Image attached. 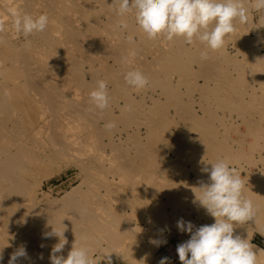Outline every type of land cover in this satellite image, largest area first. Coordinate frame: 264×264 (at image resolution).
Returning a JSON list of instances; mask_svg holds the SVG:
<instances>
[{
    "label": "bare ground",
    "instance_id": "obj_1",
    "mask_svg": "<svg viewBox=\"0 0 264 264\" xmlns=\"http://www.w3.org/2000/svg\"><path fill=\"white\" fill-rule=\"evenodd\" d=\"M97 2L99 3L101 8L99 7L100 10H98L96 12V9H94L92 7V5L87 0H0V23H2V24L3 23L5 24V21L8 20V18H10L12 16V11H16L17 9H19V12L21 14H29V15H32L34 17L38 16L39 14H42L43 11H45V13L49 17V24H48L46 30L42 33H40V32L33 33L36 41L39 43L38 50L33 49V50L28 51L26 49L14 48V47L10 46L5 41V39L2 35V32H0V77L2 79V83L0 85L1 86V96H0V227L2 226V224L5 221H7L10 223V229H11L10 233L4 232V229H3V232H0V247H4L7 251L6 254L3 253L4 260H3L2 264H8V260L10 258L11 253H13L21 245H26L28 256L30 258L27 260L22 259L20 262L21 264H50L49 257H50L51 249L58 242V238H56V237H52L51 239H45L44 238V233L52 231V228L47 229V228H44L42 226L43 220H44L43 218H46L47 214H46V216L41 215L37 209L33 208V206H31L29 204V202H30L29 198L30 197L28 195V191L26 189L24 179L21 177V174H20L21 170L28 169L29 164H35L36 165L38 163V159L32 150V146L36 145V140L41 139L42 135H44L47 138L48 142H50V145L52 146L54 151H56V153L59 155H65V154L69 155L70 154L71 156L75 157L77 154L80 153L79 152L80 148H83V146H84L86 148V150H88L89 152L96 153L101 158L108 157L112 162H115L116 165L118 163L119 167L117 165L116 170L119 173L124 174L125 176L127 174L136 175V174H138L137 173L138 171L136 172V169H137V166H139V165H137L136 162L135 163H133V162L139 161L140 165L142 164L140 167L143 166V163L144 164H150V162H151V164H152V161L154 159H156V158H154L156 155H154L151 152L150 145L147 146V143L150 142V140H153V139L155 140V139L159 138L158 134L162 133V132L158 133V131H159L158 129H160L159 127H161L160 131L162 130L163 132H165L164 129L166 128V126L168 128L169 127L168 125L171 123L169 120L170 119L173 120L172 117L178 115L180 117L181 123L183 124V125L181 124L183 127L179 128L176 131V129H174L176 122H174L175 124H174V126H172V127H174L173 128L174 130L173 129L172 130L176 131V132L173 134H167V135H169V138H168V140L165 141V143L167 141L171 140V142L168 144H170V149L172 151H175V156H177L179 158V160L180 159L186 160L185 164L187 163V161L189 163H192L191 165L194 166V170H195V173H194L195 177L192 180H188V179L179 177L180 175H182L183 170H180L179 169L180 167L178 168V170L180 171V172H178L179 173L178 177L180 178V180L177 183L175 182L177 184L176 186H178V187L176 188V190L174 189L175 191L174 190L172 192L168 191L169 194H167V197H168V195L170 197H172L173 202H176L174 204H178L179 206L181 204H184L185 202L186 203L188 202L190 204V202H191L190 198L191 197L189 198L190 195H188V190L191 191L192 189L190 188V186H193V184L198 182L196 179L200 175V173H202L201 168L205 166L206 162L207 163H215V162L219 161L220 155L222 153H224V155H227V156L230 155V154L228 155L225 153H230L231 147L229 145H226L227 142H225V144H222V142L221 143L218 142V139H217V136L215 133L218 131H215L212 128V124H213L212 122H213V120L216 121V118L212 117L213 116L212 114H210L211 118H209V117L203 118V116H206V114L209 111L207 109H205V107L202 105H198V107H199L198 110H197V108L194 109V107H193L194 102L192 103L193 99L191 100V98H190L192 94L189 95L191 92L190 90L192 88L190 85L191 81L189 80L190 78L188 80H184V79L186 78L185 77L186 75L190 74V72L193 71L192 70L193 68L192 69L188 68V63L191 64L192 60L198 61L199 57L196 58V57L191 56L192 60H189V62L186 61L189 55L188 56L185 55V51H183V50L188 51L186 49V46L184 45L185 48H183L184 46L181 47L180 40L183 38L182 37H176L172 41H170L169 44L172 43L173 47H171L172 45H168L171 47L168 51L166 49H164V51H163L161 49L162 47H160V49H157L156 47L158 46V44L156 45L153 43V45H156L155 46L156 50L149 51L147 48H146L147 50L142 49V50H144V52L147 51L146 53L143 54L140 50L142 47V42L145 41L144 38L146 35L143 32H141L139 27L135 29V27L137 25L136 22L133 23V24H136L135 27H133V25H132L133 19H125V18L119 16L117 13L109 11L110 8L106 7V5H105L106 10L104 11L102 9V7H104L103 3L104 2H110L111 3L110 0H99ZM130 3H131V0H130ZM101 11L106 12V13H104V15L107 17V20H108L107 24L102 23V21H100L99 15H100ZM127 18H129V17H127ZM113 22L115 24L116 23H122V22L126 23L127 28L124 30L127 31V34L123 35L120 30H117L116 27L110 28V26L114 25ZM7 28H9V25ZM112 28H115V29H112ZM119 28H121V27H119ZM5 30L7 32L8 29H5ZM9 31H11V29H9ZM103 35L106 36L105 38H108L110 43L111 42L113 43V44H111L112 48H110L111 47V45H109L110 43L107 44V45H109V47H108L109 50L107 52H106V50L104 51L105 48L107 49V47H105L106 44L100 43L101 40L103 39L102 38ZM135 36H136L137 40L133 39V37H135ZM129 37H132V39L129 40ZM230 37H232V36H230ZM162 39H160V40H162ZM106 40L107 39H104V41H106ZM160 40L158 42H160ZM162 42H163V40H162ZM196 42H198V41H196ZM239 43H241V42H239ZM102 44H105L104 49L102 48ZM179 45H180V47H179ZM159 46H158V48H159ZM188 46H189V44H188ZM202 46H204V45H202ZM99 48H100V52L101 51L104 52L106 57L104 56V53H103L101 59H100V57H98V56H100L97 53V50H99ZM165 48H166V45H165ZM179 50L180 51L182 50V52H180ZM192 50L193 49H191V51L190 50L189 51L191 53H193ZM203 50H205V49H203ZM178 51L180 53H178ZM133 53H137L136 59H134V60H133ZM187 53L189 54V52H187ZM191 53H190V55H191ZM214 53H215V51H214ZM145 54H148L150 56V57H148L150 60L146 57ZM222 55H224V54H222ZM222 55H221V59L219 58V56H217V57L220 60H222ZM224 57L225 56H223V58ZM218 58H216V60H218ZM246 59H247V57H246ZM109 60L112 61V62L110 61L111 63H113V64L115 63V65H118L119 69H117L116 73H114V74L108 73L107 75L105 74L103 76H99L98 73H101V72H99V70L100 69H107V67H108L107 64H108ZM224 60H225V58H224ZM146 63L149 66H147V65L145 66ZM205 63H207V62H205ZM210 64H212V63H210ZM95 65H97L98 67L96 68ZM199 65H200V63H199ZM205 65L206 64H204L202 66V71H203L202 74L203 75L205 74V76H207V77L211 76V78L209 79V80H211L213 77V74H211L210 71L208 70L209 68L211 69V67L209 65H208L209 67H206ZM214 67H216V66H213V68ZM219 67H221V65ZM133 69H139L146 76L149 77V81H150L149 87L152 88V90H151L152 93L148 97H146L149 99L148 103L146 101H144L143 99L141 100L139 98H138L139 100H135L137 97L135 99H133L131 94L128 93L127 88L124 85L123 79H124L125 74L129 70H133ZM233 69H234V67H233ZM114 71H115V69H114ZM195 71H193V72H195ZM207 72H208V75H210V76L207 75ZM102 74H104V73H101V75ZM175 74L177 75L178 78H181L183 80L180 79V80H176L174 82L172 80V78ZM192 75H195V73ZM198 75H199V73H198ZM198 75L194 76V77H197V78L200 77ZM200 75H201V71H200ZM238 75H240V73ZM205 76H203V79H202L204 81H202V80L201 81L203 83L205 82V85H207L206 84L207 81H205L206 80ZM194 77H193V79H194ZM220 78H221V76H220ZM226 78H227V76H226ZM100 80L106 81V83L111 85V87H112V89H111L109 86V88L112 91L108 90V94L111 98L110 99V106L108 109L104 110L103 112H101L99 109H97L95 107V105L90 102V95H89L90 92L93 91L97 87V82ZM212 80H211V82H212ZM214 80H215V78H214ZM220 81H221V79H220ZM220 81L217 80V83H219ZM238 81H237V84L240 83ZM222 82L224 83L225 80H223ZM222 82H221V84H222ZM227 82H228V84H230L228 80H227ZM230 82L232 83L233 80L232 81L230 80ZM194 83H196V82H194ZM196 84H198V83H196ZM228 84H226V85H228ZM182 86H183V88H185L184 92L181 91ZM196 86H198V85H196ZM218 86H220V85L218 84ZM229 86H231V85H229ZM216 87H215V89H216ZM203 88H204V91H202L203 92L202 94L204 96H201V98H200V99H202V101L200 100L201 103L203 102V100L206 102L208 101V100H205V97L208 94L207 86H205ZM211 88H212V86H211ZM213 88H214V86H213ZM223 88L225 89V86ZM229 88L230 87H227L226 89H229ZM220 89H222V88H220ZM233 90H234V88H233ZM80 91L84 94V96H87V98H85V97L82 98L80 96L81 95ZM230 91H229V93H232V91L231 92ZM238 91H240V90H238ZM238 91L235 90V93L234 92L233 93L238 95L239 94ZM197 95L195 96V98L197 97ZM222 95H221V98H222ZM226 96H228V95H226ZM238 96L235 98V99H237L236 102L239 100ZM234 97H235V95H234ZM234 97H233V99H234ZM118 98L119 99L122 98V100H123L122 104H118V102L115 101V100H118ZM214 99H210L211 105H212V101ZM216 99H215V101H213V102H215V104L217 101ZM219 99H220V97L218 98V100ZM221 103L220 104L217 103V104L221 105ZM258 104H259V102H258ZM203 105H205V104H203ZM223 105L224 104L222 103V105L220 107L222 108ZM231 105L232 104L230 103V106ZM247 105H249V104H247ZM247 105H246V107H247ZM226 106H227V104H226ZM226 106H223V109ZM113 108H115V109L117 108L116 110H118V111H116L117 112L116 115L113 113V111L115 109L112 111ZM169 108L170 109L172 108V110H174L172 112L173 115L172 114L170 115V116H172L170 119H168V109ZM210 108H211V106H210ZM225 109H227V108H225ZM214 110H215V108H214ZM197 111H198V113H200V115L197 113ZM210 111H211V109H210ZM229 112H231V111H229ZM261 114H263V113H261ZM13 115H14V118L17 116L16 120H13ZM179 117H177V118H179ZM259 117H261V116H259ZM18 119H21L22 122L18 121ZM221 120L222 119H220L219 125H221ZM110 122H114L115 125H117V123H121L123 125L122 126L123 129L128 128L129 126H133L134 130L131 133H129V132L125 133L122 131V133H120V134L118 133L119 135H117L118 139H119V137H120V139L122 138L121 136L123 133L125 134V137L127 136L129 138L128 142H129V145H131V149H132L131 152L132 153L129 152L130 150L129 151L127 150L128 148L127 149H126V147L122 148L120 146L121 145L120 143H118L120 145L114 143L113 138H115V137L112 134L113 133L112 130H114V128L111 130H108L105 127V125L110 123ZM252 125L254 126V124H252ZM177 126H178V124H177ZM140 127H143L146 131L145 135H147V137H148V139H147L148 141L146 140L147 141L146 144H144L138 138L139 136H141V135H139V128ZM170 127H171V125H170ZM166 130L168 131L170 129H166ZM189 130L193 131V133H194L193 137L189 136L190 137L189 138L186 136L187 131L190 132ZM141 131H144V130H141ZM12 132H15L14 135ZM119 132H121V131H119ZM166 133H163V134L166 135ZM252 134H253V132H252ZM143 135H142V139H143V137L146 138V136L145 135L143 136ZM117 136H116V138H117ZM163 137L165 138V136H163ZM103 139H105L106 142H104ZM123 141H125V139ZM160 141H161V139H160ZM120 142H122V141H120ZM165 143L163 142V144H165ZM164 146H165V148L169 147V145H167V146L164 145ZM107 147L110 148L109 153L105 152V149ZM166 149H168V148H166ZM157 152H158V150H157ZM159 153H161V151ZM153 155H154V157H152ZM239 156H241V155L239 154ZM151 157H152V159H150ZM177 157H176V159H178ZM235 157L238 158V156H235ZM206 158H207V160H206ZM146 160H149L150 162L146 163ZM158 160H160V159H158ZM182 160H180V161H182ZM142 161H145V162H142ZM157 161H155V163ZM159 163L160 162L158 161V164ZM164 163H162V164L160 163L161 165H158V164L157 165L158 166H162V165L164 166L165 165ZM176 163H177V161L174 164H176ZM133 164H136L137 166L133 165ZM151 164L148 165L149 166L148 169L150 168L152 170L154 168L153 167L151 168V166L154 163L152 165ZM168 164L170 166V163H168ZM64 165H66V164H64ZM157 165L156 166L153 165V166H155V168L156 167L159 168ZM181 165H182V163H181ZM105 166H107V165H105ZM109 166H108V168H110ZM169 166H167V167H169ZM207 166L211 167L210 164H208ZM263 166H264V164H263ZM188 167H189V165H188ZM89 168H91V166ZM171 168H169V170H171ZM151 170H150V172H151ZM154 170H160V168L154 169ZM161 170H163V169H161ZM169 170H167V171H169ZM167 171H164V173ZM187 171L189 172V170H187ZM135 172H136V174H135ZM148 172H149V170H148ZM155 172L153 171L152 173H155ZM159 173H161V172H159ZM168 173H167V175H168ZM174 173H176V171ZM116 174L117 173H114V175H112V176H115ZM144 174H145V172H144ZM203 174L207 175L206 173H202V175H200V177L203 176ZM117 175L115 177H117ZM249 175L250 176L247 175L249 177L248 180L253 184V188L250 189V192H248L247 196L253 202V204L256 208V214H255V217L253 218V220H251L249 223L251 226L250 228H248L246 230L239 229L241 227L234 229V234H239L244 239L249 238L250 233H252L253 230L255 232H258V234H260L264 237V178H263L264 176L263 177H256V176H253L252 173H250ZM98 176H99V174L97 175V177ZM154 176H155V174H154ZM163 176H164V174H163ZM163 176H160V174L158 175V177H161V179L165 178ZM169 176H170V174H169ZM169 176H167V177H169ZM185 176H187V174ZM95 177L96 176H91V175H90V177L88 176L89 179H88L87 184H86L87 190L85 192H90L91 194H89V193L84 194L85 192L83 191L84 193H82V194L80 193L82 195V197L77 198V199L68 198L65 201V208H66L65 210L68 212L70 211L69 213L73 214L78 219V221L77 220L76 221L68 220V221H65V223L57 224V226L54 227V228H57L60 230H64L66 228L64 235H65L66 239L68 240V243L65 245V248L62 252V255L65 258L67 257L68 253L71 251L74 243L77 246L82 245V244H87L90 236H92V235L94 237L96 236V239L94 240L95 243L103 242L104 244H107V245L109 243L114 244V242L115 243L117 242V245H119L118 241L120 239H123L126 237L125 236L126 234L124 233V227H125V222H124L125 220L123 219L124 212H122V213L121 212L118 213L117 211L111 212L110 206H109L110 204L108 201V199H110V198L103 199L108 194V192H110L109 191L110 188L108 187L109 184H107V182L109 183L111 181L110 183H113L114 181L113 182H112V180L107 181V182H106V180L96 181ZM99 177H101V175ZM121 178H122V176H121ZM142 178H144V176ZM142 178H140V179H142ZM155 178L156 177H154V179ZM176 178L177 177L175 175V178L172 179V181L175 180ZM204 178H206V176H204ZM114 180L116 181L117 179L114 178ZM146 180L147 179H144V181H146ZM155 180L157 181V178ZM166 180L168 181V179H166ZM166 180H164V181H166ZM84 181L86 182V179H84ZM170 182H171V179H170ZM170 182H168V183H170ZM81 183L83 184V182H81ZM145 183H147V182H145ZM116 185H118V183ZM154 185L156 187L150 188L147 186V188H150V191H148L149 195H153V194L155 195L160 191V189L159 190L157 189L160 186V184H157V185H159V186H157L156 182H155ZM195 185H197L196 188H198L200 184L199 185L195 184ZM150 186H151V184H150ZM164 187H166V186H164ZM197 190L199 192V189H197ZM95 191H98V194L95 193L92 196V193ZM116 193H118V192H116ZM161 193H162V191H161ZM161 193H160V196H161ZM163 195H165V194H163ZM193 196H194V194H193ZM64 197L66 198V196H64ZM164 197H166V196H164ZM156 199H154V200L156 201ZM167 199H170V198L168 197ZM63 200H64V198H63ZM124 200H126V199H124ZM120 204H122V203L120 202ZM163 205H164V203H163ZM168 206H169V204H168ZM184 206H185V204H184ZM184 206H183V208H181L182 209L181 211H183ZM53 207H55V206H53ZM61 207H62V205H61ZM155 207H156V209H158V207L156 205H155ZM194 207H195V205H194ZM62 208H64V207H62ZM190 208H192V207L190 206ZM203 209L204 208H202L201 210H203ZM115 210H117V209L115 208ZM57 211L58 210H56V212ZM120 211H122V210H120ZM132 211H131V213H132ZM163 211H164V209H163ZM53 212L51 211L50 213H53ZM170 212L171 211H169V213ZM133 213H134V211H133ZM196 213H197V211H196ZM63 214H64V212L62 213V215ZM164 214H166V213H164ZM56 215H57V213H56ZM50 216H49V218H50ZM208 216L210 219H214L210 215H208ZM169 217H172V216H169ZM201 217H203V216H201ZM59 218L61 219V217H59ZM165 218L167 219V216H165ZM196 218H198V217H196ZM158 219H160V218H158ZM144 221H145V219H144ZM188 221H190V220H188ZM77 222H79L80 225ZM206 222H209V221L207 220ZM128 223H130V222L128 221ZM129 227H130V225H129ZM138 228H140V226ZM127 229H130V228H127ZM128 233H129V231H128ZM129 234H131V232ZM129 234H128V236H129ZM138 235L134 236V237L132 236V238H135V239L140 238L141 234L139 236ZM128 238L126 237V240ZM130 240H131V236H130ZM11 241H13V244H11ZM142 241H139V242H142ZM125 242L126 241L124 239L123 244H125ZM129 242H131V244L129 243V246L132 245L131 246L132 248L128 247V249H132V250L136 249V251L139 250L140 252L142 251V253L146 252L145 250L143 251V249H141V246L139 245V244H143V242L139 243V244H137L136 241H134V243L132 241H129ZM127 243L128 242H126V244ZM41 245H44V247H41ZM117 245H115V249L118 247ZM120 246H122V244H120ZM107 247H109V246H107ZM124 247H122V248H124ZM253 247H256V246H253ZM95 248H96V246H95ZM109 248H111V247H109ZM112 248H113L112 250L115 251L114 247H112ZM1 249H3V248H1ZM120 249H121V247H120ZM126 249H123V250H126ZM256 249H257V251L258 250H260V252L262 251L259 247H256ZM101 250H104V248H102ZM95 251H98V250L95 249L94 252ZM128 252H131V250H128L126 254H128ZM262 252H264V251H262ZM98 253L100 256V254H102V251L99 250ZM41 256L43 257V259L40 258Z\"/></svg>",
    "mask_w": 264,
    "mask_h": 264
},
{
    "label": "rangeland",
    "instance_id": "obj_2",
    "mask_svg": "<svg viewBox=\"0 0 264 264\" xmlns=\"http://www.w3.org/2000/svg\"><path fill=\"white\" fill-rule=\"evenodd\" d=\"M87 1L92 5V7L94 9H96V12L98 10H100L101 7H100L99 3L97 2L99 0H95V1L94 0H87ZM110 1H111V3L110 2H104L103 3V6L104 7H102V9L105 11L106 10L105 9V5H106V7L110 8L109 11H112L114 13H117L115 11V6L111 5V4H113V2H112L113 0H110ZM243 3L245 5V7L248 9V16H249L248 22L245 23V24L239 23L238 20L235 22V31L232 34L228 35L225 38V44L221 48V50L220 49L219 50H216L215 53H214V51L212 52V50L207 49L205 46H202V44H200L199 42H196V41L192 45H189V46H188V44L183 39L180 40V43H181V47L185 45L186 46V49L188 50V51L183 50V51H185V55H187V56L189 55L186 61L189 62V60H192L191 59V56L196 57V58L199 57V60L198 61L192 60L191 61V64L188 63V68L189 69H192L193 68L192 69L193 71H195L196 69L197 70L195 72H193L191 70L193 73L190 72V74L186 75L185 76L186 78L184 79V80H188L190 78L189 80L191 81L190 82V85H191V87L193 89L191 88V90H190L191 92H190L189 95L192 94L190 98H191V100L193 99L192 100V103L194 102L193 107H194V109L197 108V110H198V108H199L198 105H202V106L205 107V109H207L209 111L206 114V116H203V118H206V117L207 118L208 117L211 118L210 114L213 115L212 117L216 118V121L213 120V122H212L213 124L212 123L211 124H212V128L215 131H218L219 132V133L218 132H215L216 133V136H217V139H218V142H220V143L222 142V144H225V142H227L226 145H229L231 147L230 153H225V154H228V155L230 154V155L227 156V155H224V153H222L220 155V160H223L226 163H228L230 167L235 168L237 170V172L240 174V178L244 181V184H245L244 196L246 198H248V196H247L248 195V192H250V189L253 188V184L248 180L249 179L248 176H250L249 174L252 173V175L253 176H256V177H263L264 176V166H263V164H264V9H262L260 11H257L254 8L255 0H243ZM104 11H101V13L99 15V18H100V21H102V23L107 24L108 23V20H107V17L104 15V13H106ZM15 12H19V9H17ZM43 13H45V11H43ZM121 17H123L125 19H133L132 25H133V27H135L136 24H133V23L136 22L134 20L135 19L134 18V13H128V14H125L124 16H121ZM127 17H129V18H127ZM13 21H14V17L11 16L10 18H8V20L5 21V24L3 23L4 31H2V35H3L4 39H5V41L10 46H12L14 48L26 49L28 51L29 50H33V49L38 50L39 43L36 41L33 33H32L33 36L30 34L32 37L30 35L27 36V37H25L22 33L15 32V29H14V26H13ZM120 24L121 23H116V24L114 23V25L110 26V28L111 27H116L117 30H120L123 35L127 34V31L126 30H124L122 28H119L120 27L119 26ZM8 25H9V28H7ZM138 27L139 26L136 25L135 29L138 28ZM5 29H8L7 32H6ZM9 29H11V31H9ZM112 29H115V28H112ZM141 32H142V30H141ZM230 36H232V37H230ZM105 37H106L105 35L102 36L103 39L101 40L100 43H105L106 44V45L105 44H102V48L104 49V45H105V47H107V49L105 48L104 51L106 50V52H107L109 50V48H108L109 45H111L113 43L112 42L110 43V41L108 40V38H105ZM162 38L163 37L157 38L155 40H149L145 36V38H144L145 41L142 42V47H141V50L140 51L143 54L147 52V51L144 52V50L146 48L149 51H151V50L154 51V50H156L155 49V46L157 44H158V46L160 45L159 48H158V46L156 47L157 49H160V47H162L161 49L163 51H164V49H166L168 51L171 47H173V45H172V43L169 44V41H165L164 38L163 39ZM104 39H107V40L104 41ZM133 39L134 40H137L136 36L133 37ZM160 39H162L164 43ZM159 40H160V42H158ZM29 41H30V45H28V42ZM239 42H241V43H239ZM108 43H110V44L107 45ZM153 43L156 44V45H153ZM165 45H166V48H165ZM168 45H172V46L170 47ZM185 46L183 48H185ZM179 47H180V45H179ZM110 48H112V45H111ZM190 48L193 49L192 50L193 53L190 52L191 51ZM142 49H144V50H142ZM203 49H205V50H203ZM179 51H178V53L182 52V50L180 52ZM101 52H100V48H99V50H97V53H98V55H100V56H98V57H100V59H101V57H102V55L104 53V52H102V53ZM187 52H189V54ZM203 52H207V59H202L201 53H203ZM190 53H191V55H190ZM136 54L137 53H133V60L136 59ZM222 54H224V55H222ZM145 55H146L147 58L150 57L148 54H145ZM221 55H222V60H220L221 59ZM104 56H105V53H104ZM217 56H219L220 59ZM223 56H225L224 57L225 60H224ZM215 57L218 58V60H216ZM246 57H247V59H246ZM110 61L111 60L108 61V64H107L108 67H107V69H100L99 70V72L104 73L102 75H101V73H98L99 76H103L105 74L107 75L108 73L109 74L110 73L114 74V73H116L117 69H119L118 65H115V63L113 64V63H111L112 61L111 62ZM205 62H207V63H205ZM199 63H200V65H199ZM210 63H212V64H210ZM204 64H206L205 65L206 67H209V66L211 67V69L209 68L208 70L210 71L211 74H213V77H212L213 80L211 79L212 82H211V80H209L211 78V76L208 75V72H207V75L210 76V77H207V76H205V74L204 75L202 74V72H203L202 71V66ZM146 65L149 66L147 63L145 64V66ZM220 65H221V67L223 69L221 67H219ZM213 66H216V67L213 68ZM95 67L97 68L98 66L95 65ZM233 67H234V69H233ZM114 69H115V71H114ZM200 71H201V75H200ZM194 73H195V75H192ZM198 73H199V75H198ZM239 73H240V75H238ZM197 75L200 76V77H198V78L197 77H194V76H197ZM202 75L206 77L205 78L206 79L205 81H207L206 82L207 85H205V82L204 83L202 82V81H204V80H202L203 79V76ZM225 75L227 76V78H226ZM220 76H221V78H220ZM193 77H194V79H193ZM214 78H215V80H214ZM180 79L181 78H178L176 74L172 78V80L174 82L176 80H180ZM220 79H221V81H220ZM181 80H183V79H181ZM217 80L220 81V82L217 83ZM223 80H225L224 83L222 82ZM227 80L229 81L230 84H228ZM230 80L231 81L233 80L234 83L233 82L232 83L234 85L230 82ZM237 81L240 82L239 83L240 85L237 84ZM123 82H124L125 87L127 88L128 93L131 94V96H132L133 99H135L137 97L135 100H139V99L142 100L143 99L144 101H146L148 103L149 99L146 98V97H148L152 93L151 92V90H152L151 87H147L146 89H142V90H139L138 91V90L134 89L133 87L129 86L128 84H126L125 79H123ZM194 82H196L198 84H196ZM221 82L225 86V89L227 87H230V88L225 90L223 88L224 86L221 84ZM1 83H2V79L0 77V85H1ZM218 84L220 86H218ZM226 84H228V85H226ZM196 85H198V86H196ZM229 85H231V86H229ZM109 86L112 89L111 85L107 84L108 90H111L109 88ZM205 86H207V89H208V94L205 97V100H208V101L206 102V101L203 100V102L201 103L202 99H200V98H201V96H204L202 94L203 93L202 91H204V88L203 87H205ZM211 86H212V88H211ZM213 86H214V88H213ZM215 87H216V89H215ZM182 88H183V86L181 87V91L184 92L185 88H183V89ZM220 88H222V89H220ZM233 88H234V90H233ZM230 90L232 91V93L233 92L235 93V90L236 91L240 90V91H238L239 92L238 95L240 97L237 94L229 93ZM197 94L198 95L200 94V95L198 96ZM196 95H197V97H196L197 99L195 98ZM221 95H222V98L224 97L223 99L221 98ZM226 95H228V96H226ZM231 95L233 97L235 95L234 99H233V97ZM0 96H1V86H0ZM80 96L82 98L83 97L87 98V96H84V94L82 92H81V95ZM237 96L239 98V100L237 101L238 103L236 102L237 99H235ZM213 97L215 99L217 97L218 98L220 97L219 100H218V98L216 99L217 100L216 101V104H215V102H213V101H215V99ZM210 99H214L212 101V105H211ZM115 101L118 102V104H122V102H123L122 98H120V99L118 98V100H115ZM221 102L224 104L223 106H226V104H227V106L224 107V109H223V106H222V108L220 107L222 105ZM258 102H259V104H258ZM217 103H219V104L221 103V105H219ZM230 103L232 104L231 105L232 107L230 106ZM246 103L249 104V105H247ZM203 104H205V105H203ZM246 105H247V107H246ZM210 106H211V108H210ZM213 107L215 108V110H214ZM209 108L211 109V111H210ZM225 108H227V109H225ZM114 109L115 108H113L112 111ZM116 109L113 111V113L115 115L117 114L116 111H118ZM171 110H172V108L171 109L170 108L168 109V119H170L172 117L170 115L172 114V112L174 110H172V111ZM229 111H231V112H229ZM197 113H198V111H197ZM261 113H263V114H261ZM198 114L200 115V113H198ZM259 116H261V117H259ZM16 117L14 118V115H13V120H16ZM177 117H179V116L178 115L173 116L172 117L173 120H171V119L169 120L171 123L168 125L169 126L168 128L166 126V128L164 129L165 132H163L162 130L160 131L161 127H159L160 129H158L159 130L158 133L159 132H162V133H159L158 134V137L159 138H157L155 140L154 139L153 140H150L149 139L150 142H148V143H147L148 137H147V135H145L146 134L145 129L143 127H140L139 128V135H141V136L138 137L139 140L142 141L144 144L147 143V146L150 145L151 152L154 155H156L155 157H154V155L152 157L156 158L157 160L160 159L162 162L160 160H158V161L161 164L165 162L164 163L165 164L164 166L163 165L162 166H158V165H161V164L160 163L158 164V161L153 158L154 160L152 161V164L154 163L153 165H155V166L158 164L157 166L160 168V170H154V169H159V168H157V167L155 168V166H153L149 160H146V163L147 162L148 163L150 162V164L152 165L151 168L152 167L154 168L152 170L154 172L156 171L155 173H152L153 171L150 168L148 169V167H149L148 165H150V164H144L143 163V166H142L143 168H142V167H140L142 164L140 165L139 161H134L133 163L136 162V164L139 165V166H137L136 164H133V165H136L137 166L136 172L138 171L137 172L138 174H136V172H135L136 175L127 174L125 176L124 174H121V173H119L116 170L118 163L116 165V163L115 162H112L108 157L101 158V157H99L98 154L93 153V152H89L88 150H86V148L84 146H83V148H80V150H79L80 153L77 154L75 157L71 156L70 154L69 155L68 154L59 155V154L56 153V151H54V149L50 145V142H48L47 138L44 135H42V138L41 139L36 140V145H33L32 146V150H33V152L35 153V155H36V157L38 159V163L36 165L35 164H29L28 169L21 170L20 171L21 172L20 173L21 174V177L24 179V183H25L26 189L28 191V195L30 197L29 198L30 199L29 204L31 206H33V208L37 209L38 212L41 215H45L46 216V214H47V217L46 218H43L44 220H43L42 226L44 228L51 229L53 227H56L57 224L65 223V221H68V220H70V221H76L77 220L78 221V219L73 214L69 213L70 211L68 212V211L65 210L66 209L65 208V201L68 198H75V199H77V198L82 197L81 194L84 193L87 190V185L86 184H87V181L89 179L88 176L89 177H90V175L91 176H96L95 177L96 178V181H99V180L104 181V180H106V182H107V181L112 180V182L114 181L113 183H110L111 181L109 183L107 182V184H109L108 187L110 188L109 189L110 192H108V194L103 199L110 198V199H108L110 205L109 204L108 205L110 206L111 212H116V211L118 213L124 212V217H123V219L125 220L124 221L125 222L124 233L126 234L125 236L127 238L128 237L129 238L127 240H126V237L123 238V239H120L118 241L119 242V245H117V242L116 243L114 242V244L113 243H111V244L109 243L110 245L109 244L107 245V244H104L103 242L95 243L94 240L96 239V236L94 237L92 235L93 237L90 236V238L88 240V243L86 244L88 246L89 250H90L89 251L90 257L93 260H98V264H107V261L106 260H99V259L105 253L110 252L111 253L110 254V256H111V264H159V261L163 257H168L169 258L168 259V264H181V262L179 260V257H178V254H177V251H176V248H177V245L178 244H180L182 242H185L188 239H190V235L188 233H180V231L176 227V223H177L178 219L183 218V220H185V221L190 220V222H192V224L195 227H199V226L205 225V224L210 225V224L214 223V219H210L209 218V216L205 212L206 211L205 209L201 210L202 207L199 206L198 202L196 204L193 203L194 202V199H195V192L198 194V190L196 188L197 185H195V184H198L199 185L201 181H203V182H207L208 181V176L205 175V174H203V176L200 177V175H202V173H200V175L196 179L198 182L195 180L197 183L193 184V186H190V188L192 189L191 191L188 190V195H190L189 198L191 197L190 198L191 199L190 204L188 202L187 203L186 202L184 203L185 206H184V204H181L180 206L178 204H174L176 202H173L172 197H170L169 195H168V197L172 201L170 199H167L168 198L167 197V194H169L168 191L172 192L174 189L176 190V188L178 187V186H176L177 185L176 183L179 182L180 178H185V179H188V180H192L195 177L194 176L195 170H194V166L191 165L192 163H189L187 161V163L185 164V161L186 160L180 159V160H182V161H180L179 158L177 156H175V151H172L170 149V144H168V143L171 142V140L167 141L166 142L167 144L165 143V141L168 140V138H169V135H167V134H173L179 128L183 127L182 126L183 124L181 123L180 117L179 118H177ZM220 119H222L221 120V125H219L220 124ZM18 121H21V119H18ZM174 122H176L175 128L172 127L175 124ZM251 123L254 124V126ZM177 124H178V126H177ZM170 125H171V127H170ZM122 126L123 125L121 123H117L116 128H114V130H112L113 131L112 134L115 137V138H113L114 143L115 144L120 143L121 145L120 144H118V145H120L122 148H125V147H126V149L128 148L127 150L128 151L130 150L129 152H131L132 151L131 145H129V142H128L129 141V138L126 136L128 138L127 139L125 137V134L123 133L122 136H121L122 138L120 139V137H119V139H120L119 140L117 135H119L120 133H122V131L125 132V133L126 132L131 133L134 130V128H133V126H129L128 128H124L123 129ZM173 128L176 129V131H173L174 130ZM166 129H170V130L167 131ZM141 130H144V131H141ZM119 131H121V132H119ZM189 131L192 134L187 131L186 136L187 137H189V136L193 137L194 136L193 131L192 130H189ZM252 132H253V134H252ZM12 133L14 135L15 132H12ZM163 133H166V135L163 134ZM143 134L146 136V138L143 137V139H142V135ZM116 136H117V138H116ZM163 136H165V138ZM124 139H125V141H123ZM160 139H161V141H160ZM103 140H104V142H106L105 139H103ZM120 141H122V142H120ZM163 142L165 144H163ZM164 145H166V146L169 145V147H166L168 149H166ZM109 149L110 148L107 147L105 149V152L106 153L107 152L109 153ZM83 150L84 151L86 150V151L84 152ZM157 150H158V152H157ZM160 151H161V153H159ZM239 154L241 156H239ZM235 156H238V158H236ZM152 157L150 159H152ZM176 157L178 159H176ZM206 160H207V158H206ZM155 161H157V162L155 163ZM176 161H177V163L174 164ZM142 162H145V161H142ZM167 162L170 163V166H169V164ZM181 163H182V165H181ZM64 164H66V165H64ZM105 165H107V166H105ZM166 165L169 166V167H167ZM188 165H189V167H188ZM88 166L89 167L91 166V168H89ZM108 166L110 168H108ZM118 167H119V165H118ZM169 168H171V170H169ZM178 168L180 170H183L182 171V175H180V176L178 175L179 174L178 172H180L178 170ZM147 169L149 170V172H148ZM161 169H163V170H161ZM150 170H151V172H150ZM167 170H169L170 172L167 171ZM187 170H189V172ZM164 171H167V172L164 173ZM175 171H176V173H174ZM144 172H145V174L147 176L144 174ZM159 172H161L162 174L159 173ZM114 173H117L118 175L117 174L116 175H117V177L118 176L119 177L118 178L115 177L116 175L115 176H112V175H114ZM167 173H168V175H167ZM98 174H99V176L101 175V177H99V176L97 177ZM154 174H155V176H154ZM159 174H160V176H163V174H164L163 177H165L166 179H168V181L165 178H162L161 179V177H158ZM169 174H170V176H169ZM186 174H187V176H185ZM166 175L169 176V177H167ZM175 175H176V177L178 179L176 178L175 180H173L174 181L173 182L172 179L175 178ZM121 176H122V178H121ZM143 176H144V178H142ZM153 176L157 178V181L155 180L156 178L154 179ZM204 176H206V178H204ZM114 178L117 179V180L115 181ZM140 178H142L143 180L140 179ZM84 179H86V182L84 181ZM144 179H147V180L144 181ZM170 179H171V182H170ZM164 180H166V181H164ZM81 182H83V184ZM116 182L118 183V185H116L117 184ZM145 182H147V183H145ZM155 182H156V185L157 184H160V186L157 185V186H159L157 189L158 190L160 189V191L157 194H155V195L154 194L153 195H149L148 194V191H150V188L151 187H156L154 185ZM168 182H170V183H168ZM150 184H151V186H150ZM147 186L150 187V188H147ZM164 186H166V187H164ZM161 191H162V193H161ZM116 192H118V193H116ZM86 193L91 194L90 192H85L84 194H86ZM95 193L98 194V191L93 192L92 193V196ZM160 193H161V196H160ZM163 194H165V195H163ZM193 194H194V196H193ZM64 196H66V198ZM164 196H166L167 198L164 197ZM63 198H64V200H63ZM124 199H126V200H124ZM154 199H156V201ZM120 202L122 204H120ZM163 203H164L165 206L163 205ZM168 204H169V206H168ZM61 205L64 208H62ZM155 205L158 207V209H156ZM194 205H195V207H194ZM53 206H55V207H53ZM183 206H184V209H183V211H181L182 210L181 208H183ZM190 206L192 208H190ZM115 208L117 210H115ZM55 209L58 210L59 212L58 211L56 212ZM163 209H164V211H163ZM120 210H122V211H120ZM132 210L134 211V213H133ZM51 211L52 212L54 211V212L53 213H50ZM131 211H132V213H131ZM169 211H171V212L169 213ZM196 211H197V213H196ZM63 212H64L65 215L64 214L62 215ZM56 213H57V215H56ZM164 213H166V214H164ZM48 215L50 216V218H49ZM164 215L167 216V219L165 218ZM169 216H172V217H169ZM201 216H203V217H201ZM59 217H61V219ZM196 217H198V218H196ZM158 218H160V219H158ZM144 219H145V221H144ZM127 220L130 223H128ZM207 220L209 222H206ZM77 223H79V222H77ZM249 223H250V221H248V222H246L244 224H237L234 229L241 227L239 229L246 230V229H248V228L251 227ZM79 225H80V223H79ZM129 225H130V227H129ZM139 226H140V228H138ZM127 228H130L131 230L130 229H127ZM3 229H4V232H9L10 233V231H11V229H10V223L7 222V221H5L2 224V226L0 227V232H3ZM128 231H129V233L131 232V234H129ZM128 234H129V236H128ZM138 234L139 235L141 234L140 235V238H138V239L132 238V236L134 237V236H137ZM130 236H131V240H130ZM124 239H125L126 242H128L127 244H126V242H125V244H123ZM128 240L129 241H132L133 243H134V241H136L137 244L143 242L144 245L143 244H139V245L141 246V249H143V251L145 250L146 252H143L142 253V251L141 252L139 250L136 251V249H134V250L128 249V247L130 248L132 246V245L129 246V243L131 244V242H129ZM150 240L160 241V245L157 246L156 244L151 243ZM246 240L250 244H252V246L259 247L262 251H264V237L262 235L258 234V232H255L253 230V232L250 233L249 238H247ZM139 241H142V242H139ZM11 244H13V241H11ZM120 244H122V246H120ZM115 245H117L119 248L117 247L118 249L117 248L115 249ZM95 246H96V248H95ZM107 246H109L111 248H109ZM124 246L128 250H131V252H128V254H126L128 250ZM112 247H114V250L115 251L112 250L113 249ZM120 247H121L122 250L120 249ZM122 247H124V248H122ZM256 247H253L255 251H257ZM1 248H3L2 249L3 253L6 254V252H7L6 249L4 247H0V249ZM102 248H104V250H101ZM95 249H97L98 251L99 250L102 251V254H100V256H99L98 251H95L94 252ZM123 249H126V250H123ZM262 251L261 252H260V250L257 251V254H258V264H264V252H262ZM20 262H19V264H21Z\"/></svg>",
    "mask_w": 264,
    "mask_h": 264
},
{
    "label": "clouds",
    "instance_id": "obj_3",
    "mask_svg": "<svg viewBox=\"0 0 264 264\" xmlns=\"http://www.w3.org/2000/svg\"><path fill=\"white\" fill-rule=\"evenodd\" d=\"M112 5L119 16L134 13L136 24L149 40L163 37L170 42L176 37H182L189 45L198 41L212 51L224 46L225 38L235 31L237 20L245 24L249 19L243 0H131V3L130 0H113ZM254 8L257 11L264 9V0H255ZM12 16L15 31L25 37L35 32H44L49 24L46 13L34 17L13 11ZM119 26L127 28L123 22ZM2 31L4 26L0 23ZM201 57L207 59V52H203ZM124 79L126 84L138 91L150 85L149 77L139 69L129 70ZM89 95L90 102L101 112L109 108L111 98L106 81H98L97 87ZM105 127L111 130L116 125L110 122ZM201 172L207 174L208 181L200 182L194 203L198 202L214 218V223L195 227L183 218L177 221V229L190 235V239L178 244L176 248L181 264H258L257 251L246 239L234 234L237 224L253 220L256 214L253 202L244 196L245 184L240 174L223 160L206 162ZM65 231L66 228L60 230L53 227L52 231L44 233L45 239L58 238L51 249L50 264H98V260L90 257L86 244L77 246L74 243L65 258L62 255L68 243ZM150 242L160 245L157 240ZM110 254L105 253L99 260L111 264ZM40 258L43 259L42 256ZM22 259H30L26 245H21L11 253L8 264H19ZM168 259L163 257L159 264H168ZM3 260V251L0 249V264Z\"/></svg>",
    "mask_w": 264,
    "mask_h": 264
}]
</instances>
